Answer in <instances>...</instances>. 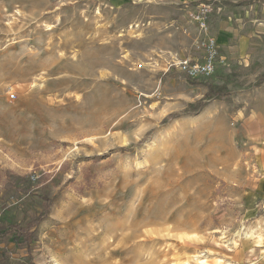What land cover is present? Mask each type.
I'll list each match as a JSON object with an SVG mask.
<instances>
[{
    "label": "rangeland",
    "instance_id": "374dc122",
    "mask_svg": "<svg viewBox=\"0 0 264 264\" xmlns=\"http://www.w3.org/2000/svg\"><path fill=\"white\" fill-rule=\"evenodd\" d=\"M154 17L133 0H0V224L48 208L0 264H233L260 153L235 131L264 102V56L189 80L166 62L201 55L197 26ZM207 85L228 96L190 113Z\"/></svg>",
    "mask_w": 264,
    "mask_h": 264
},
{
    "label": "crops",
    "instance_id": "0c3cea01",
    "mask_svg": "<svg viewBox=\"0 0 264 264\" xmlns=\"http://www.w3.org/2000/svg\"><path fill=\"white\" fill-rule=\"evenodd\" d=\"M112 1L121 3V0ZM133 1L145 8H152L154 20H161L163 24L177 20L181 25V21L187 20L189 11L197 4H210L212 13L207 30L197 28L195 39L191 44H186L188 53L190 50L201 52V55H196L199 59L203 53L201 43L209 37L216 41L220 63H255L260 56H264V0ZM200 92H205V89L202 88ZM262 104L264 102H257L250 112L242 111V118H237L240 129L235 131L236 135L241 140L248 137L257 139L255 148L260 153L251 159L255 164L251 178L244 176L239 184L242 188L238 194L241 200L239 206L247 222V230L230 255L233 264H264V113L259 108Z\"/></svg>",
    "mask_w": 264,
    "mask_h": 264
},
{
    "label": "built area",
    "instance_id": "2783aa9c",
    "mask_svg": "<svg viewBox=\"0 0 264 264\" xmlns=\"http://www.w3.org/2000/svg\"><path fill=\"white\" fill-rule=\"evenodd\" d=\"M212 13V6L208 3L197 4L188 13V19L197 26L198 29L206 31L208 28V19ZM200 49L202 50V57L197 56L177 60L171 57L167 60V71L178 70L184 74L189 80H196L201 77L211 76L218 64V48L214 38L209 37L203 40ZM224 199L231 202V199L226 196V192L221 193ZM239 235L235 238V245L246 235L247 222L240 221L238 224Z\"/></svg>",
    "mask_w": 264,
    "mask_h": 264
},
{
    "label": "trees",
    "instance_id": "16d2710c",
    "mask_svg": "<svg viewBox=\"0 0 264 264\" xmlns=\"http://www.w3.org/2000/svg\"><path fill=\"white\" fill-rule=\"evenodd\" d=\"M259 84L262 83V79L258 81ZM207 92L201 99V101L196 102L191 106L190 113H198L205 106L206 103L214 98L224 100L228 96L226 93H222L217 88L212 85H207ZM48 211L47 206L44 207L41 214L37 219L32 218L31 221L25 224H18L12 226H4L0 224V251L1 255L4 259L8 258V254L10 253L7 247L10 244H13L14 247L21 249L25 246H28L30 241L34 238L35 227L39 221L46 217V212Z\"/></svg>",
    "mask_w": 264,
    "mask_h": 264
},
{
    "label": "bare ground",
    "instance_id": "6f19581e",
    "mask_svg": "<svg viewBox=\"0 0 264 264\" xmlns=\"http://www.w3.org/2000/svg\"><path fill=\"white\" fill-rule=\"evenodd\" d=\"M194 258L199 259L200 257L199 256H195Z\"/></svg>",
    "mask_w": 264,
    "mask_h": 264
}]
</instances>
